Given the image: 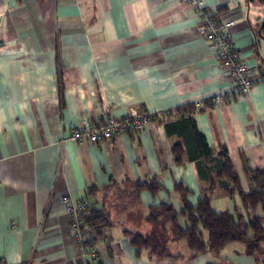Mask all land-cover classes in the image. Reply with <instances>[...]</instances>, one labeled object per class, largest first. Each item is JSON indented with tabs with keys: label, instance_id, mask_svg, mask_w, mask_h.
<instances>
[{
	"label": "crops",
	"instance_id": "0c3cea01",
	"mask_svg": "<svg viewBox=\"0 0 264 264\" xmlns=\"http://www.w3.org/2000/svg\"><path fill=\"white\" fill-rule=\"evenodd\" d=\"M204 1L232 22L254 81L248 94L217 104L211 98L232 85L228 68L180 0H0V264H264V240L195 257L185 239L169 240V255L155 256L136 254L124 236L156 228L150 206L179 208L176 185L191 204L206 194L215 211L237 206L264 227V211L240 208L237 194L210 184L202 163L185 154L178 163L172 151L183 144L182 118L191 117L213 155L226 147L243 191L253 187L245 169L264 171V2ZM137 113L147 121L141 131L99 143L68 139L85 120ZM152 179L156 193L136 190ZM65 195L109 219L94 254L79 252Z\"/></svg>",
	"mask_w": 264,
	"mask_h": 264
},
{
	"label": "trees",
	"instance_id": "16d2710c",
	"mask_svg": "<svg viewBox=\"0 0 264 264\" xmlns=\"http://www.w3.org/2000/svg\"><path fill=\"white\" fill-rule=\"evenodd\" d=\"M182 110L184 112V109ZM177 129L183 136V144L172 145L178 163L182 162L183 154L190 160H198L203 164L210 184L219 180L229 195H238L240 208L252 214L258 209L264 211V171L245 169V174L253 184V187L245 192L241 189L238 175L233 171L225 146H221L213 155L212 149L207 145L203 134L197 130L191 117H183ZM200 169L199 167V171ZM135 188L137 191L145 189L154 194L159 190L160 184L152 179L137 184ZM175 188L180 191L179 208L165 203L149 207L147 218L156 226L155 229L147 233L125 231L124 236L129 245L137 249L136 254L146 248L150 250L151 255H169L166 247L169 240L185 239L192 252L191 257L205 251L219 252L231 241H243L256 246L264 240V227L260 223L259 215L245 219L237 206L234 207L233 212L215 211L206 194L200 196L196 203L191 204L186 197L189 190L183 189L181 185H176ZM93 191L94 187L89 193ZM81 217L88 231V244L97 249L96 243L104 237L103 228L109 225V219L92 204H89ZM179 219H182V222ZM204 231L207 233L206 236ZM249 232H252V235Z\"/></svg>",
	"mask_w": 264,
	"mask_h": 264
},
{
	"label": "built area",
	"instance_id": "2783aa9c",
	"mask_svg": "<svg viewBox=\"0 0 264 264\" xmlns=\"http://www.w3.org/2000/svg\"><path fill=\"white\" fill-rule=\"evenodd\" d=\"M183 4L195 9L201 19L198 33L207 41V44L219 63L228 68L232 85L227 91L214 95L213 103H220L225 97L238 93L248 94L254 81L251 77V67L240 58V53L235 46L231 33V21L221 18L214 7L206 5L204 0H180ZM146 117L141 114H132L124 117L104 115L97 122L85 120L70 131L68 139L76 141H89L99 143L112 139L115 135L129 131H141L146 124ZM66 211L70 215V228L73 230L79 252L82 256L94 254L96 248L88 244V231L83 225L82 214L88 208L85 199L73 200L71 196L62 197Z\"/></svg>",
	"mask_w": 264,
	"mask_h": 264
},
{
	"label": "water",
	"instance_id": "95a60500",
	"mask_svg": "<svg viewBox=\"0 0 264 264\" xmlns=\"http://www.w3.org/2000/svg\"><path fill=\"white\" fill-rule=\"evenodd\" d=\"M260 1L264 2V0H260ZM257 34L260 38H264V18H262V21L257 28Z\"/></svg>",
	"mask_w": 264,
	"mask_h": 264
}]
</instances>
